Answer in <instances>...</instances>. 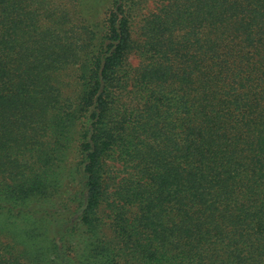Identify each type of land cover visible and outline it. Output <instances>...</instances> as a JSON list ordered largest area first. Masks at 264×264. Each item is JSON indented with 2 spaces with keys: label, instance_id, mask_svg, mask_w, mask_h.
Listing matches in <instances>:
<instances>
[{
  "label": "trees",
  "instance_id": "1",
  "mask_svg": "<svg viewBox=\"0 0 264 264\" xmlns=\"http://www.w3.org/2000/svg\"><path fill=\"white\" fill-rule=\"evenodd\" d=\"M148 1L0 0V264H264V0Z\"/></svg>",
  "mask_w": 264,
  "mask_h": 264
},
{
  "label": "rangeland",
  "instance_id": "2",
  "mask_svg": "<svg viewBox=\"0 0 264 264\" xmlns=\"http://www.w3.org/2000/svg\"><path fill=\"white\" fill-rule=\"evenodd\" d=\"M58 5H61V8H69L71 4L78 3L81 9L86 8L87 9V15L86 16H80V15H72L71 22L69 23L68 27L71 31L75 32L76 41H80L78 44L83 45L91 40L93 28H91L92 23H102L104 17H105V11H106V4L104 0H94L95 2H92L90 0H55ZM66 2L69 3L66 4ZM106 3H109V0H106ZM158 3L155 0H149L148 3L143 7L142 13H150L151 11L155 12L157 11ZM144 15V14H143ZM142 15V16H143ZM139 27V24H136L135 29L137 30ZM95 30V29H94ZM136 35V34H135ZM72 41V40H71ZM70 41V42H71ZM128 60L130 64L133 67L138 66L140 62V58L138 55L133 54L128 57ZM66 99H70V96L72 95V91L70 88H66L64 90V94ZM70 95V96H69ZM110 162L113 164V171L121 175V171L123 170L122 164L118 160L110 159Z\"/></svg>",
  "mask_w": 264,
  "mask_h": 264
}]
</instances>
